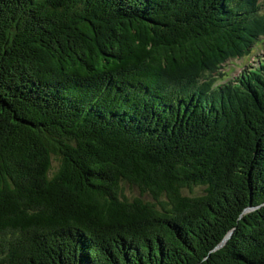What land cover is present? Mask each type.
<instances>
[{"label": "trees", "instance_id": "16d2710c", "mask_svg": "<svg viewBox=\"0 0 264 264\" xmlns=\"http://www.w3.org/2000/svg\"><path fill=\"white\" fill-rule=\"evenodd\" d=\"M259 41L262 0H0V264H264Z\"/></svg>", "mask_w": 264, "mask_h": 264}, {"label": "rangeland", "instance_id": "374dc122", "mask_svg": "<svg viewBox=\"0 0 264 264\" xmlns=\"http://www.w3.org/2000/svg\"><path fill=\"white\" fill-rule=\"evenodd\" d=\"M262 1H263V9H264V0H262ZM260 48H261V41L257 42L255 44V46L252 48V50L249 53H247V55H245L242 60L241 59H232V60L227 62L226 67H228L229 70H233L234 68L237 69L236 66L240 63L239 61H242L241 67L246 66L252 57L255 56L257 58V54H258V51ZM260 54L263 55L262 52H260ZM263 61H264V59H263ZM229 66H230V68H229ZM227 72H229V71H227ZM236 73H238V71ZM53 164L54 165L57 164V161L54 160ZM124 187H125V192L127 193V195L129 197H132L134 195L139 194L138 189H136L135 187H132L129 183H125ZM202 192H203V187H196L195 189H193L191 191L185 190L186 194H200Z\"/></svg>", "mask_w": 264, "mask_h": 264}]
</instances>
